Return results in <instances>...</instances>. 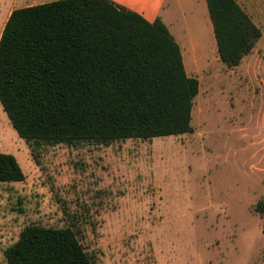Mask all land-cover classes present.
<instances>
[{"label": "rangeland", "instance_id": "obj_1", "mask_svg": "<svg viewBox=\"0 0 264 264\" xmlns=\"http://www.w3.org/2000/svg\"><path fill=\"white\" fill-rule=\"evenodd\" d=\"M48 1L0 0V37L14 9ZM237 1L262 37L234 67L206 0L186 1L192 132L33 150L0 103V152L25 175L0 182V264L31 223L75 229L95 264H264V0Z\"/></svg>", "mask_w": 264, "mask_h": 264}, {"label": "trees", "instance_id": "obj_2", "mask_svg": "<svg viewBox=\"0 0 264 264\" xmlns=\"http://www.w3.org/2000/svg\"><path fill=\"white\" fill-rule=\"evenodd\" d=\"M206 2L220 60L239 65L261 29L237 0ZM198 92L168 26L113 0L16 8L1 33L0 103L33 150L192 132ZM24 179L16 157L0 152V182ZM255 209L264 214V200ZM4 255L6 264L96 263L75 229L37 223Z\"/></svg>", "mask_w": 264, "mask_h": 264}, {"label": "crops", "instance_id": "obj_3", "mask_svg": "<svg viewBox=\"0 0 264 264\" xmlns=\"http://www.w3.org/2000/svg\"><path fill=\"white\" fill-rule=\"evenodd\" d=\"M113 1L130 10H133L141 14L148 21L152 22L157 18H160L168 26L169 30L175 37L176 41L181 46L184 63L186 61L187 62L190 61L192 63L193 61L194 62L196 61V59H191L190 57L192 52L196 51V46L192 47L190 41V34H189L190 27L187 18V12L185 10V4L187 0H113ZM29 5H35V4H26V6ZM210 34L212 36L214 34L213 25L212 28L210 27ZM209 36L210 35H208V38ZM214 46H216L217 48V44L215 45V42H214Z\"/></svg>", "mask_w": 264, "mask_h": 264}]
</instances>
